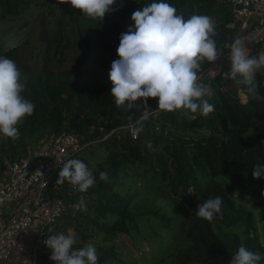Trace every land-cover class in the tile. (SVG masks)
Returning <instances> with one entry per match:
<instances>
[{
    "label": "trees",
    "instance_id": "1",
    "mask_svg": "<svg viewBox=\"0 0 264 264\" xmlns=\"http://www.w3.org/2000/svg\"><path fill=\"white\" fill-rule=\"evenodd\" d=\"M152 2L159 0H116L114 10L102 20L84 16L67 0H0V20L20 16L31 5L59 7L62 23L66 25L69 19L78 30L73 46L84 49L61 81L51 80L47 73L36 78L22 71L13 50L2 49L0 37V56L15 61L22 81H26L22 95L35 104L34 113L16 125L19 137H5L0 142V161H13L26 154L31 143L61 132L91 141L87 148L90 156L81 159L86 165L94 162L95 151L102 150L103 162L90 169L94 185L87 192L67 196L73 204L83 197L86 208L69 210L46 239L60 233L67 235L72 229L77 241L74 247L79 248L91 238L106 242L124 234L135 247L147 243L159 256L156 264H230L237 248L230 249L229 258L217 249L210 250L206 243L213 238L196 216L197 205L226 186L227 196L221 197L223 223L238 231L240 244L264 254V242L249 234L253 210L236 201L250 199L264 225V177L255 179L252 175L254 165H264V70L255 76L261 99H254L247 92L248 86L240 84L246 98L242 102L229 87L221 90L223 84L235 83V79L223 77L230 65L206 69L205 74H216L210 80L203 74L198 81L212 90L211 96L204 97L215 105L207 116L199 112L184 115L183 109L158 111V98H148L140 110H129L126 105L117 107L111 96L109 72L112 62L119 59V37L126 32L122 22H131L134 11ZM164 2L174 6L185 19L192 15L213 18L221 52L231 47L238 36L236 24L231 27L236 23L233 10L224 0ZM55 39L51 37L48 42ZM57 42L60 45L61 37ZM210 63L201 62V70ZM226 98L236 101L234 114L228 113ZM145 108L152 112L150 118L138 122ZM131 123L136 125L135 138L124 128ZM100 172H106L108 178L101 180ZM214 230L221 241L230 240V232H224L221 224L216 223ZM202 232L206 243L198 240ZM51 253L45 244L41 246L42 258L49 259ZM97 255L98 264H133L125 263L113 246L97 251Z\"/></svg>",
    "mask_w": 264,
    "mask_h": 264
},
{
    "label": "clouds",
    "instance_id": "2",
    "mask_svg": "<svg viewBox=\"0 0 264 264\" xmlns=\"http://www.w3.org/2000/svg\"><path fill=\"white\" fill-rule=\"evenodd\" d=\"M67 2L81 10L84 16L102 20L116 4V0ZM131 19L134 25L120 34L119 59L112 62L109 72L111 96L115 98L117 107L126 105L129 110H140L147 105L148 98H158L156 109L161 111L183 109L184 115L199 112L204 116L212 113L215 105L204 98L211 96L212 90L198 81L201 62H215L219 57L215 39L216 21L207 15H192L185 19L164 0L134 11ZM246 41L247 37L243 36L233 38L228 57L230 70L223 77L236 79L237 83L248 86L247 92L259 100L261 97L255 76L258 71L264 70V50L250 56ZM21 76L15 61L0 56V134L13 140L20 134L16 125L35 110V104L22 95L26 90V81H22ZM141 100L142 103L138 104L137 101ZM150 115L145 108L138 122L149 120ZM252 175L255 179L264 177V165H254ZM99 178L106 180L108 175L100 172ZM65 180L77 186L82 193L95 183L92 171L80 159H69L60 167L57 183L62 184ZM221 206V197L208 199L197 205L196 216L211 222L217 214L222 217ZM76 207L86 208L83 197ZM43 243L52 250L49 259L55 264H98L95 246L88 243L83 247H74L77 241L71 231L67 235H52ZM262 259L264 254L250 251L242 243L234 252L230 264H260ZM11 264H16V261L13 259ZM22 264H30V261L24 260Z\"/></svg>",
    "mask_w": 264,
    "mask_h": 264
},
{
    "label": "built area",
    "instance_id": "3",
    "mask_svg": "<svg viewBox=\"0 0 264 264\" xmlns=\"http://www.w3.org/2000/svg\"><path fill=\"white\" fill-rule=\"evenodd\" d=\"M226 2L235 17L231 27L236 24L238 36L247 37L249 54L256 47H264V0ZM230 49L227 47L203 71L230 61ZM135 127L131 123L124 128L135 138ZM89 144L91 141L68 132L44 136L31 143L24 156L9 163L6 178L0 179V264H10L13 259L16 264L24 260L30 264L52 263L42 258L40 248L58 219L78 209L67 197L79 192L78 187L67 180L58 184V173L67 160L81 159Z\"/></svg>",
    "mask_w": 264,
    "mask_h": 264
},
{
    "label": "rangeland",
    "instance_id": "4",
    "mask_svg": "<svg viewBox=\"0 0 264 264\" xmlns=\"http://www.w3.org/2000/svg\"><path fill=\"white\" fill-rule=\"evenodd\" d=\"M65 23L66 25L62 23L61 10L59 7L55 6L50 9L46 6L31 5L29 9L20 16L13 18L7 17L0 20L2 49L5 52L8 50H13L15 52L20 60L22 71L28 76L37 78L41 76L42 73H47L50 75L51 80L61 81L62 76L70 70L73 60L80 56L84 50L82 47L77 48L73 46V41L78 34L74 22L67 19L65 20ZM130 25H134V23L126 20L122 22L125 31H127ZM61 32L64 36L59 34ZM54 36L56 39L48 42V39L51 37L53 38ZM46 37L48 38L47 40ZM60 37L61 42L59 45L57 41ZM66 39H68V41ZM261 50L264 49L256 47L249 55H255ZM218 52L220 56L221 50H218ZM220 64L222 63L219 62L218 65L220 66ZM223 64L230 65V61H224ZM203 74H205V72L200 69L199 76H203ZM205 75L208 80L216 76L215 73ZM237 79H239V77H237ZM233 82H235L234 85H231L228 82L226 83L228 86L223 84V89L221 90H224V87H229L230 90L232 89L237 92L240 100L244 102L246 98L244 94L241 93V85L237 83L236 79ZM225 104L228 106V113L234 114L237 109L236 101H230L226 98ZM4 139L5 136L0 134V142ZM81 156L82 159L89 157V151H85ZM93 158H95L94 162L91 160L92 163L90 162L87 165L89 169L93 168L95 163L98 164L99 162H103L102 150L95 151ZM227 192L228 189L226 186L218 188L213 192L209 199L226 197ZM236 201L245 204L246 208L253 210L255 217L249 234L257 235L258 240L264 242L263 221L260 220V217L258 216L259 212L252 207V201L246 198H236ZM72 215H74L73 212ZM197 220L200 226L208 228V231L213 238L212 242H207L205 240L207 238L204 237L203 232L198 237L199 241L207 242L206 244L210 250L217 249L229 258L230 249L236 247L238 250L241 246V239L238 231L226 227L219 214H217L211 222L198 217ZM216 223L222 225V230L224 232H230L229 241L223 242L216 236L214 230V225ZM195 226L198 227L197 225ZM198 228L200 229V227ZM69 231H71V234L73 235L72 229H69L68 233ZM97 240L91 238L84 244V246L91 243L95 246L98 252L103 251L107 247L113 246L118 256L121 257L125 263L156 264L159 259L158 254L155 251L150 250L147 243L135 247L132 245V240L124 234H117L106 242L101 241L100 239Z\"/></svg>",
    "mask_w": 264,
    "mask_h": 264
},
{
    "label": "crops",
    "instance_id": "5",
    "mask_svg": "<svg viewBox=\"0 0 264 264\" xmlns=\"http://www.w3.org/2000/svg\"><path fill=\"white\" fill-rule=\"evenodd\" d=\"M25 155V154H24ZM23 155V156H24ZM22 156V155H21ZM19 158V157H18ZM82 159V158H81ZM80 159V160H81ZM11 162V161H10ZM8 160H3V162L0 161V179H5L6 178V175H7V167L10 163ZM12 261H10V264H11Z\"/></svg>",
    "mask_w": 264,
    "mask_h": 264
},
{
    "label": "water",
    "instance_id": "6",
    "mask_svg": "<svg viewBox=\"0 0 264 264\" xmlns=\"http://www.w3.org/2000/svg\"><path fill=\"white\" fill-rule=\"evenodd\" d=\"M135 129H136V127H135Z\"/></svg>",
    "mask_w": 264,
    "mask_h": 264
}]
</instances>
